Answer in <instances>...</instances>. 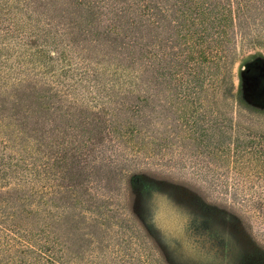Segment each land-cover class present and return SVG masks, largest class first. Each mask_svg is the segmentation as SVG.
Instances as JSON below:
<instances>
[{
	"label": "trees",
	"instance_id": "trees-1",
	"mask_svg": "<svg viewBox=\"0 0 264 264\" xmlns=\"http://www.w3.org/2000/svg\"><path fill=\"white\" fill-rule=\"evenodd\" d=\"M257 46L264 0H0V164L9 169L0 178L19 180L0 191V264H72L73 251L74 264H100L81 263L83 213L114 229L111 264H179L180 241L150 214H133L137 226L80 178L106 138L128 159L179 139L264 217V115L230 103L234 63ZM74 81L89 85L91 107L71 101ZM73 168L80 174L69 177ZM129 177L136 187L151 181ZM227 218V236L217 213L189 225L226 264H264V233L259 244ZM98 243L94 258L109 245Z\"/></svg>",
	"mask_w": 264,
	"mask_h": 264
},
{
	"label": "rangeland",
	"instance_id": "rangeland-1",
	"mask_svg": "<svg viewBox=\"0 0 264 264\" xmlns=\"http://www.w3.org/2000/svg\"><path fill=\"white\" fill-rule=\"evenodd\" d=\"M12 55L13 59L15 53ZM74 83L77 86L73 88L74 97H71V101L75 99L73 103L83 108L91 107V100L87 98L89 85L78 84L76 81ZM232 87L231 104L237 106L238 109L246 107L264 115L263 47H248L240 51L233 66ZM62 89L66 91L65 87ZM109 143V138H106L100 146L105 149L104 152L92 156L93 161L83 168L80 178L90 192L104 194L105 197H111L114 202L119 203L137 226L139 225L135 219L136 215L138 216L137 213H142V216L150 214L162 233L180 241L182 249L179 264H226V261H223L225 255L221 257L216 254L215 249L203 247L199 237L194 235L192 225H189L190 219L194 216H214V213H217L219 227L227 236V232L230 231L227 215L231 214L237 221L235 224L237 231L240 226L241 230L243 228L247 233H254L257 238L255 242L262 243L260 239L264 238L262 236L264 217L254 207L241 205L238 201H234L229 190L217 185V180L213 178L214 171L209 169L211 164L203 157L194 155L190 149L186 151L181 147L179 139L172 138L166 149L149 144L144 150L145 153L135 154L134 157L131 156V159L117 157L113 150L107 149ZM160 149L162 151H159ZM6 153L18 157L17 153L10 149ZM106 156L107 159H102ZM109 157L111 161L114 160L113 163ZM0 169L9 170L6 165L2 164H0ZM134 170L141 172L145 178L151 180L150 182L145 181L146 188L136 187L133 184L129 175ZM75 172L79 173L75 168L69 170V177ZM18 181L13 174L4 175V178H0V191L17 185ZM205 203L214 204L217 208L205 207ZM76 220L79 224L77 234L85 249V252L80 251L85 256L81 255V263L82 261L88 263L90 259L98 260L100 264L105 261L108 264L114 263L111 260L114 243L112 242L113 245L108 243L114 238V229L100 227L88 217V213H83ZM73 224V220H68L67 226L72 227ZM258 234L263 238H259ZM96 242L109 245L94 258L88 252H90L89 249H94L92 246L97 245ZM71 247L77 248L72 245ZM96 249L94 253L98 251ZM77 253L78 251L72 253L70 260L72 264L75 261L73 257Z\"/></svg>",
	"mask_w": 264,
	"mask_h": 264
}]
</instances>
